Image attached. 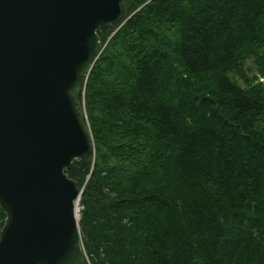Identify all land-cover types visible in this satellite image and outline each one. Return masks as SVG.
Returning a JSON list of instances; mask_svg holds the SVG:
<instances>
[{
    "label": "trees",
    "instance_id": "16d2710c",
    "mask_svg": "<svg viewBox=\"0 0 264 264\" xmlns=\"http://www.w3.org/2000/svg\"><path fill=\"white\" fill-rule=\"evenodd\" d=\"M97 33L66 170L91 264H264V0H125Z\"/></svg>",
    "mask_w": 264,
    "mask_h": 264
},
{
    "label": "water",
    "instance_id": "95a60500",
    "mask_svg": "<svg viewBox=\"0 0 264 264\" xmlns=\"http://www.w3.org/2000/svg\"><path fill=\"white\" fill-rule=\"evenodd\" d=\"M124 20L125 0H0V264H91L66 170L93 152L80 96L97 30Z\"/></svg>",
    "mask_w": 264,
    "mask_h": 264
},
{
    "label": "rangeland",
    "instance_id": "374dc122",
    "mask_svg": "<svg viewBox=\"0 0 264 264\" xmlns=\"http://www.w3.org/2000/svg\"><path fill=\"white\" fill-rule=\"evenodd\" d=\"M245 73L248 78H252V81L256 79L255 83H261L264 87V76L259 74V68L255 64V61L253 58H250L247 60L245 65ZM254 76L256 78L254 79ZM241 86H244V83L241 79L237 78L235 79ZM78 210H79V204H78Z\"/></svg>",
    "mask_w": 264,
    "mask_h": 264
}]
</instances>
